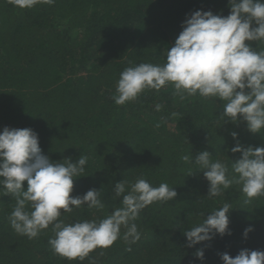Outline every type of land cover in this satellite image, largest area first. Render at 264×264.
<instances>
[{
  "label": "trees",
  "instance_id": "16d2710c",
  "mask_svg": "<svg viewBox=\"0 0 264 264\" xmlns=\"http://www.w3.org/2000/svg\"><path fill=\"white\" fill-rule=\"evenodd\" d=\"M229 6L228 0H55L21 9L0 0V130L33 129L52 161L87 156L71 195L90 188L101 193L103 208L73 207L60 219L71 224L110 215L122 207L112 191L120 180L131 184L143 176L154 187L167 183L177 192L175 199L141 210L137 242L121 238L83 260H70L49 244L55 235L51 225L33 239L17 234L8 219L15 198L0 191V264H223L220 253L264 251V195L248 198L233 182L208 198L203 171L181 159L207 150L211 160L226 163L231 179L238 175L232 161L240 157L230 150L236 143L231 133L241 145L256 147L264 146V130L252 133L243 121H224L225 101L199 94L181 99L171 83L123 105L113 100L126 67L166 62L186 14L199 9L227 16ZM246 43L264 50V41ZM156 104L163 105L160 111ZM224 203L233 207L231 235L188 247L183 232ZM249 225L253 230L245 238ZM125 231L122 226L121 236ZM198 248L203 261L195 256Z\"/></svg>",
  "mask_w": 264,
  "mask_h": 264
},
{
  "label": "clouds",
  "instance_id": "9594fccd",
  "mask_svg": "<svg viewBox=\"0 0 264 264\" xmlns=\"http://www.w3.org/2000/svg\"><path fill=\"white\" fill-rule=\"evenodd\" d=\"M9 2L21 9H30L38 3L54 4L55 0ZM228 4L227 16L199 9L186 14L182 31L167 50L165 63L141 62L126 67L117 81L115 104L134 101L146 89L159 91L171 83L173 95L181 99L199 94L225 101L220 114L224 121H243L252 133L264 130V50L256 51L246 43L264 41V0H228ZM162 107L156 104L155 110L160 111ZM231 136L236 141L231 152L240 153L232 161V170L238 175L231 179L226 163L211 160L207 150L194 158L186 154L181 159L194 162L203 171L208 181V198L220 196L233 182L241 185V191L248 198L264 195V146L245 147L239 143L236 132ZM87 163L85 155H79L75 162L70 158L52 161L43 154L33 129L4 126L0 130V191L16 201L8 217L11 228L33 239L51 225L55 235L49 244L54 252L70 260H83L97 247H110L118 239L129 245L137 242L141 232L135 221L141 210L177 196L173 186L161 183L154 187L143 176L131 184L120 180L112 191L113 198H119L122 207L99 220L66 224L60 219L61 214L71 213L73 207L85 204L89 208L104 207L99 189L90 188L83 195H71L74 179L84 176ZM232 208L231 204L224 203L201 223L184 231L187 246L210 241L216 235H231L228 213ZM122 226L126 231L121 236ZM252 230L249 225L243 236L247 238ZM219 255L223 264H264L262 250L243 248L234 257L227 252ZM195 256L203 261L204 250L196 249Z\"/></svg>",
  "mask_w": 264,
  "mask_h": 264
},
{
  "label": "rangeland",
  "instance_id": "374dc122",
  "mask_svg": "<svg viewBox=\"0 0 264 264\" xmlns=\"http://www.w3.org/2000/svg\"><path fill=\"white\" fill-rule=\"evenodd\" d=\"M169 127H171L170 124H169Z\"/></svg>",
  "mask_w": 264,
  "mask_h": 264
}]
</instances>
